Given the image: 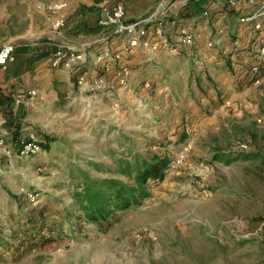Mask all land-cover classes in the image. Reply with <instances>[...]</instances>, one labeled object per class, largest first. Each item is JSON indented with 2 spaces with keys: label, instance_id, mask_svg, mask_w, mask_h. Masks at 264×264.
I'll return each instance as SVG.
<instances>
[{
  "label": "rangeland",
  "instance_id": "1",
  "mask_svg": "<svg viewBox=\"0 0 264 264\" xmlns=\"http://www.w3.org/2000/svg\"><path fill=\"white\" fill-rule=\"evenodd\" d=\"M15 1L31 0H0V7ZM159 1L127 10L145 19ZM225 17L213 48L197 25L196 42L181 48L180 59L159 48L158 62L141 64L131 87L115 86L112 95L78 89L72 73L62 94L42 85L54 102L34 100L35 112L17 124L18 140L3 132L0 264H264V71L259 85H250L253 36L236 15ZM137 52L131 58L145 57ZM20 127L35 132L41 151L25 160L11 156L8 164L5 152L14 155L26 133ZM154 153L170 164L162 180L147 182L149 196L139 205L114 214L110 226L68 216L85 177L130 183L117 162Z\"/></svg>",
  "mask_w": 264,
  "mask_h": 264
},
{
  "label": "crops",
  "instance_id": "2",
  "mask_svg": "<svg viewBox=\"0 0 264 264\" xmlns=\"http://www.w3.org/2000/svg\"><path fill=\"white\" fill-rule=\"evenodd\" d=\"M146 1L147 0H57L56 2L49 3L50 0H31L30 2L15 1L0 7V46L8 44L13 47V60L9 62L4 69H0V126L2 131L13 139L10 132L15 128L19 131V125L17 124L24 121L23 119L26 117V114L35 112V105H33L35 102L34 100L45 99L46 102L44 104L46 105L54 102L55 99H53L51 95L48 93V95L46 93H41L40 89L42 85L45 84V90H60V93H63L66 87L70 86V83L68 84V80L66 79V74L72 73L75 79V71L60 72L49 66L48 60L51 52L62 46H71L85 54L86 66L91 65V60L96 55L95 48L98 47L97 40L108 32V29L101 28L96 23V16L103 4L120 2L124 7L126 4L125 20L127 22H134L140 19V17H136L134 14L129 13L127 5ZM177 10H180V12L184 11L183 13L188 14L189 17L187 16L186 19L176 17L178 14ZM177 10L174 12V17L170 19V22L166 20L162 27V35L167 42H173L174 40L177 42V26L183 21L190 20H195L192 25L193 30L194 27L198 25V30L201 28L205 32V39H207V37H211L210 40L218 38L214 36V20L218 18L220 13H214L208 20L202 21L196 20L199 15L195 13L192 8L187 7V5L181 4ZM224 16L227 15L224 14ZM61 18L64 19V27L56 31L52 28L51 21ZM167 25L174 30L176 34L175 39L171 38V34L166 35ZM238 31L239 29L237 28L236 33ZM194 32L196 31L194 30ZM201 35L202 34L198 35V37ZM152 36L148 33V39L151 41L161 39V37H158L154 33ZM125 46L126 43L123 39L114 37L112 42V55L116 53L119 54L118 64H127L129 68H131L133 64L138 66L135 70L130 69L133 81V78L136 77V73H138V71L142 72L145 67L144 65H147V63L143 61L144 58L139 60L135 57L131 58L133 54H138L137 49L141 48L127 51ZM161 47L162 45H160V48ZM170 47L172 46L170 45ZM175 47V52H169L166 48H162L165 49L167 53L169 52L177 59H180L181 47L178 45H175ZM90 49L95 50L91 53ZM191 56H193V54ZM105 61L106 60L103 59L101 63L96 66L98 70L101 69ZM157 62L158 61H156V63ZM94 66L95 65H93V67ZM152 73L153 71L149 70L147 75ZM112 75L113 73L109 75V79L114 80ZM143 78L146 80V77ZM61 94L60 99L62 97ZM95 94L103 96H105V94H107V96L112 95L110 91L107 90L99 91ZM26 95L28 96L26 97ZM16 99H19L18 103H16ZM22 125L23 123H21V126ZM27 128L29 129V127ZM20 129L23 131L27 130L21 127ZM7 139L8 137L5 141Z\"/></svg>",
  "mask_w": 264,
  "mask_h": 264
},
{
  "label": "built area",
  "instance_id": "3",
  "mask_svg": "<svg viewBox=\"0 0 264 264\" xmlns=\"http://www.w3.org/2000/svg\"><path fill=\"white\" fill-rule=\"evenodd\" d=\"M189 2H203L202 10L196 20L206 21L212 14L220 13L214 20V36L217 39L209 40L205 44L206 48H213L225 34V25L222 23L224 14L231 12L237 16V22L249 30L252 37L251 46L248 47L249 55L248 81L250 85L258 86L262 73L264 71V0H160L153 12L145 19H138L134 22L125 20V7L120 2L112 4H103L96 16V23L99 27L108 29V32L97 40L96 55L93 58V64L86 66V56L82 51L71 46H62L49 55V66L55 70L75 71V86L83 91L97 93L99 91H111L115 86L131 87L132 75L127 64H118L119 54L112 55V42L114 37H120L126 43V50L132 51L135 48H141L146 51L144 62L155 63L153 54H155L160 45L169 52H175L176 47H170L167 40L163 38V25L166 18L182 5ZM195 20L183 21L177 26V45L181 48L191 47L196 42V35L193 30ZM150 24V25H149ZM51 26L58 31L64 27V19L51 21ZM153 28V33L161 39L151 41L148 39L149 28ZM236 36V35H235ZM239 40L234 39L232 46H237ZM105 59L101 69L97 65ZM13 60V47L8 44L0 46V69ZM93 65H95L93 67ZM112 75L114 80L109 79ZM148 80L143 81L142 89L148 88ZM19 99H16V103ZM227 104V102H226ZM20 146L14 155L5 152L8 157V164L12 161L10 157L18 159H28L37 155L41 151V142L32 130H26L23 138L19 141ZM4 145L3 131L0 126V146ZM183 157L179 156L174 163H180ZM173 163V162H172ZM171 163V164H172ZM172 166V165H171ZM28 201H33L35 196L31 193H25Z\"/></svg>",
  "mask_w": 264,
  "mask_h": 264
},
{
  "label": "trees",
  "instance_id": "4",
  "mask_svg": "<svg viewBox=\"0 0 264 264\" xmlns=\"http://www.w3.org/2000/svg\"><path fill=\"white\" fill-rule=\"evenodd\" d=\"M203 4L189 2L187 7L200 15ZM10 134L13 140H18L17 128ZM169 164L170 160L165 155L154 153L144 157L136 154L132 162L122 160L117 162V172L127 177L130 183L118 179L88 181L85 177L84 181L76 186L68 211V214H72L68 216H72L76 222L110 226L114 214L139 205L149 196L147 182L162 180Z\"/></svg>",
  "mask_w": 264,
  "mask_h": 264
}]
</instances>
